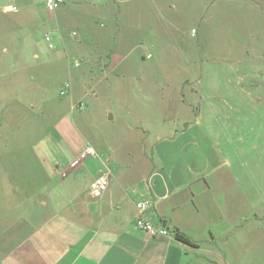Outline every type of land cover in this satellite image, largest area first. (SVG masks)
I'll list each match as a JSON object with an SVG mask.
<instances>
[{"label": "rangeland", "instance_id": "1", "mask_svg": "<svg viewBox=\"0 0 264 264\" xmlns=\"http://www.w3.org/2000/svg\"><path fill=\"white\" fill-rule=\"evenodd\" d=\"M6 1L16 7L7 17L18 20L19 42L5 41L11 31L0 27V58L9 48L19 53V63L0 67L2 141L33 147L51 167L54 185L62 179L55 166L68 164L73 152L87 146L97 157L82 161L69 177L77 174L89 196V184L103 165L109 169L102 173L112 172L109 148L115 150L114 163L137 165L143 135L141 129H129L137 124L133 120L140 121L141 111H135L136 119L128 115L139 108L133 101L143 103L146 88L160 100L149 81L174 83L189 76L214 85L210 94L231 101L242 100L235 84L243 81L260 99L257 106L240 101L233 120L220 124L227 131L236 128L231 136L236 158L248 165L242 177L258 179V194L264 197V0H119L110 2L112 15L100 20L86 19L81 13L92 12L90 5L74 0L56 12L43 0H35L36 10H26L31 0ZM47 34L58 50L49 49ZM151 66L158 71L148 70ZM26 114L29 123H23ZM237 252L222 249L212 256L208 251L206 263L260 264L264 259L261 249L245 251L246 256Z\"/></svg>", "mask_w": 264, "mask_h": 264}, {"label": "crops", "instance_id": "2", "mask_svg": "<svg viewBox=\"0 0 264 264\" xmlns=\"http://www.w3.org/2000/svg\"><path fill=\"white\" fill-rule=\"evenodd\" d=\"M74 1L90 5L92 12L81 13L86 19L100 20L112 15L110 2L119 0ZM0 5H4L0 27L11 31L5 41L17 43L18 20L7 17L16 10L6 12L13 6L6 0ZM37 7L35 0L25 4L26 10ZM4 52L7 57L0 58V67H17L19 53L9 48ZM156 67L148 70L156 72ZM235 85L242 100L258 105L260 99L249 85L243 81ZM148 87L158 92L160 100H153L146 88L144 102L134 100L139 108L128 111L133 119L135 111H141L140 121L133 120L137 124L129 129H141L142 156L137 165L122 166L114 163L115 150L109 148L110 183L99 199L89 196L77 174L69 177L77 172L71 164L83 149L73 152L68 164L55 166L62 179L54 185L51 167L33 147L5 145L0 133V264H207L208 251L212 256L222 249L245 256V251L264 252L259 181L242 177L248 165L236 158V140L231 138L236 128L233 132L222 128L233 120L242 100L210 94L215 86L200 77L194 81L184 76L174 83L149 81ZM23 123H29L27 114ZM103 168L109 169L103 165L95 179ZM144 201L150 204L144 215L172 237H152L135 227L141 214L138 204ZM177 232L193 245L177 240Z\"/></svg>", "mask_w": 264, "mask_h": 264}, {"label": "built area", "instance_id": "3", "mask_svg": "<svg viewBox=\"0 0 264 264\" xmlns=\"http://www.w3.org/2000/svg\"><path fill=\"white\" fill-rule=\"evenodd\" d=\"M66 3V0H45L46 9L50 12H56ZM16 8L13 6H8L5 8L6 12L15 11ZM195 32V31H193ZM75 34V33H74ZM45 42L47 43L48 47L52 51L58 50V45L54 43V38L50 34H47L44 37ZM75 66H79V62H75ZM66 91H63L62 94H65ZM88 157H97L95 150L89 146L86 147L85 150L80 154V156L71 164L73 168H76L80 165L82 161L87 159ZM110 183V174L102 173L100 174L93 182L91 186V195L94 199L101 198L106 191L108 190ZM150 208V204L148 202H140L138 204V209L140 210V216H138L135 221V227L152 236V237H172L173 235L170 231L164 227H159L158 225L154 224L150 219H148L144 213ZM176 236V234H174Z\"/></svg>", "mask_w": 264, "mask_h": 264}, {"label": "trees", "instance_id": "4", "mask_svg": "<svg viewBox=\"0 0 264 264\" xmlns=\"http://www.w3.org/2000/svg\"><path fill=\"white\" fill-rule=\"evenodd\" d=\"M176 238H177V240H179L183 244H186L189 246L193 245V243L185 235H182L179 232L176 233Z\"/></svg>", "mask_w": 264, "mask_h": 264}]
</instances>
